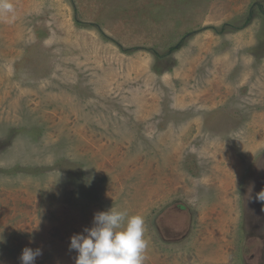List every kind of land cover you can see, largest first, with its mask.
Returning <instances> with one entry per match:
<instances>
[{
	"label": "rangeland",
	"instance_id": "374dc122",
	"mask_svg": "<svg viewBox=\"0 0 264 264\" xmlns=\"http://www.w3.org/2000/svg\"><path fill=\"white\" fill-rule=\"evenodd\" d=\"M0 264H74L111 206L144 264H264V0H9Z\"/></svg>",
	"mask_w": 264,
	"mask_h": 264
},
{
	"label": "clouds",
	"instance_id": "9594fccd",
	"mask_svg": "<svg viewBox=\"0 0 264 264\" xmlns=\"http://www.w3.org/2000/svg\"><path fill=\"white\" fill-rule=\"evenodd\" d=\"M13 11L9 0H0V13ZM264 201V189L256 194ZM145 221L142 215L129 214L113 206L94 213L90 227L69 237V250L75 251L74 264H144L148 242L145 239ZM4 238L0 236V243ZM42 250L24 247L20 264H36Z\"/></svg>",
	"mask_w": 264,
	"mask_h": 264
}]
</instances>
